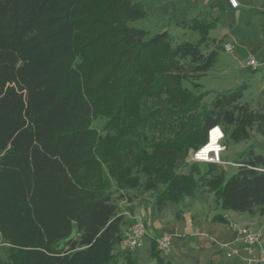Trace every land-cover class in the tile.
Masks as SVG:
<instances>
[{
  "label": "trees",
  "instance_id": "1",
  "mask_svg": "<svg viewBox=\"0 0 264 264\" xmlns=\"http://www.w3.org/2000/svg\"><path fill=\"white\" fill-rule=\"evenodd\" d=\"M146 13L133 0H0V264H121L114 248L126 220L110 190L113 170L130 186L143 172L158 208L206 188L223 209L264 213V155L253 148L230 175L212 162L203 174L195 164L179 171L213 125L234 143L250 129L264 134V107L241 102L243 84L217 92L207 108L192 107L208 91L194 95L183 82L218 60L221 40L208 35L215 21L193 19L196 40L173 44L167 30L131 25ZM168 88L178 90L187 126L130 154L136 102ZM98 116L116 133L98 135ZM151 247L158 264H168L154 237ZM123 264H138L131 251Z\"/></svg>",
  "mask_w": 264,
  "mask_h": 264
},
{
  "label": "crops",
  "instance_id": "2",
  "mask_svg": "<svg viewBox=\"0 0 264 264\" xmlns=\"http://www.w3.org/2000/svg\"><path fill=\"white\" fill-rule=\"evenodd\" d=\"M138 1L147 8L144 19L149 18L154 23L157 20L162 21L155 29L167 30L171 37L174 34L181 37L184 35V28L189 30L193 28L191 24L193 19L214 20L215 24L209 28L208 35L221 40L223 50L229 54L228 62L237 69L238 85H245L241 102L246 103L251 109L264 107L262 71L246 65V60L250 56L264 60V0H237L236 8H232L228 0ZM227 44L231 47L230 50L224 48ZM223 71L225 74L231 72L228 67H224ZM258 72L261 73V82L256 75ZM224 89L223 91L233 88L230 86ZM223 143L225 149L221 153L219 164L227 175L235 172L238 159L245 150L253 148L264 155V134H259L254 129L250 130L248 139L235 143L234 152L230 150L229 143L224 141ZM210 196L212 197L210 201H206L205 198L194 199L191 204L193 210L177 209L180 210L178 214L157 210L154 215L149 216L146 223L149 242L148 244L143 242V248L139 253H131L137 263L142 264L146 261L147 264H158L156 257L152 255L151 240L163 232H171L170 247L159 254L164 263L264 264L259 261H248L250 258L258 260L264 253V213L223 209L216 203L213 192ZM231 222H237L261 233V240L251 256L226 257V249L221 244L233 243L238 235L236 229L230 226Z\"/></svg>",
  "mask_w": 264,
  "mask_h": 264
},
{
  "label": "rangeland",
  "instance_id": "3",
  "mask_svg": "<svg viewBox=\"0 0 264 264\" xmlns=\"http://www.w3.org/2000/svg\"><path fill=\"white\" fill-rule=\"evenodd\" d=\"M138 1V0H133ZM146 16V15H145ZM140 18L133 22L131 25L135 27H140L148 29L151 32H157L155 29L162 21L157 20L154 22L151 19ZM192 29V30H191ZM190 30L184 28V35L181 37L177 34L171 38L173 44L179 43L185 40L194 41L198 37L196 31L191 28ZM211 47V45H210ZM229 54L223 49L219 51L218 60L207 72H205L198 80L195 82L184 81L183 86L194 95H198L202 92H207V94L199 100L198 105L192 106L195 112L200 111L203 108H207L210 105L211 100L216 95L217 91H223L226 87L236 88L238 85V72L237 69L233 68V64L230 65L228 62ZM224 67H228L231 72L224 73ZM259 76V82L262 81L261 73H256ZM260 85V83H259ZM169 89V90H168ZM166 90L160 91L159 93L146 92L144 95L140 96L139 102H136V109L131 113V117L138 118L139 124L135 131L136 135L134 138V143L129 146L130 154H138L141 148L150 150L154 143H158L162 139H170L175 137L180 133L188 124L190 116H185L181 114L180 108L178 105L183 102L180 101L178 90L168 88ZM216 90V91H215ZM115 95L109 96L107 102L110 106H115ZM107 118L105 116H98L92 120V127L97 131L98 135H111L116 133V128L110 124L107 125ZM252 130V129H250ZM249 130V132H250ZM255 131V130H254ZM256 132V131H255ZM224 142L229 143V148L234 152L235 143L231 141L228 135H225L223 140ZM234 155V153H233ZM133 157V156H132ZM124 165L129 166L130 161L129 157H126L124 160ZM194 162L191 159V153L188 156L187 163L185 167L181 168L179 171L186 173L189 169V165L195 164L198 166L200 174H203L207 169V163ZM113 173L116 174V171L108 173L110 178V190L112 192V197L114 202L117 205V211L122 213L125 217L126 223L123 225V230L127 233L130 225L135 219H142L146 223L149 216L154 215L155 211L164 210L169 213H177L180 210H193L194 207L192 202L194 199L205 198L206 201H210L212 197L210 196L211 191H207L206 188H203L201 191H198L195 194V197H184L180 202H168L164 208H158L156 205V193L155 185L149 184V178L141 172H137L139 178L138 185L130 186L121 184V182L116 181L113 178ZM133 172H131L132 174ZM136 173V172H135ZM135 173H133L135 175ZM158 187H162L160 184ZM209 193V194H208ZM212 204V203H211ZM213 205V204H212ZM179 207V208H178ZM151 213V214H150ZM148 237L146 236L144 243L148 244ZM123 240L119 245H116L114 252L116 254V259L123 264L124 253L126 250L122 245ZM143 245L131 251L133 254H137L141 251ZM4 254V251L2 255ZM142 264H147L146 261Z\"/></svg>",
  "mask_w": 264,
  "mask_h": 264
},
{
  "label": "built area",
  "instance_id": "4",
  "mask_svg": "<svg viewBox=\"0 0 264 264\" xmlns=\"http://www.w3.org/2000/svg\"><path fill=\"white\" fill-rule=\"evenodd\" d=\"M232 8L238 6L237 0H228ZM226 50H230L231 47L227 44L224 46ZM246 65L256 70L262 71L264 78V60H259L256 57L250 56L246 60ZM225 133L220 125H213L207 130L206 142L199 146L197 149L191 152V159L194 162L205 163H220V157L222 151L225 149L223 140ZM230 226L237 231V238L233 243H222V247L226 249V257H242L251 256L256 245L261 240V233L259 231H253L246 226L239 225L237 222H231ZM148 234L147 224L144 220L138 218L135 219L130 225L122 242L123 247L128 251H133L140 248L143 245L144 239ZM172 233L163 232L156 238L157 248L162 252L167 250L171 245ZM4 241L0 237V251ZM248 261L264 262V253L258 260L252 258Z\"/></svg>",
  "mask_w": 264,
  "mask_h": 264
}]
</instances>
